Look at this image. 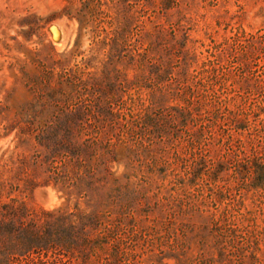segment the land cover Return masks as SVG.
I'll list each match as a JSON object with an SVG mask.
<instances>
[{"label": "rangeland", "instance_id": "1", "mask_svg": "<svg viewBox=\"0 0 264 264\" xmlns=\"http://www.w3.org/2000/svg\"><path fill=\"white\" fill-rule=\"evenodd\" d=\"M159 3L0 0V203L89 213L96 197L68 195L61 178L73 176L75 161L99 168L102 156L119 154L108 170L128 176L122 181L135 192L126 217L159 226L175 213L174 226H194L182 264L197 255L202 264V242L211 247L218 226L257 241L264 264V0ZM54 23L63 42L47 30ZM156 36L171 48L158 81L148 58ZM152 94H165L154 111L191 115L161 143L143 139L152 155L127 167L126 148L143 146L134 135L100 132L94 106L100 114L138 112ZM73 146L83 149L78 159ZM5 240L0 264L13 256ZM165 252L164 264L178 263Z\"/></svg>", "mask_w": 264, "mask_h": 264}, {"label": "trees", "instance_id": "2", "mask_svg": "<svg viewBox=\"0 0 264 264\" xmlns=\"http://www.w3.org/2000/svg\"><path fill=\"white\" fill-rule=\"evenodd\" d=\"M167 1L159 0V5L165 9ZM155 41L157 44L151 43L149 49L151 55L145 53L142 60L149 56L151 68L158 71L152 78L158 81L162 77L159 70L169 65L171 48L164 45L162 49L159 36H156ZM164 96L161 94L159 98ZM157 97L152 94L149 106L126 114H100V104L97 103L92 115L104 134L117 130L119 134L134 135L140 147L143 146V139L161 143L164 136L169 137L171 131L177 130L179 118L181 125L187 123L191 112L174 108H171L174 112L154 111L152 105L160 100ZM190 138L192 142L197 141V131L190 132ZM142 148H126L124 158L128 161L127 167L132 158L144 160L152 155L149 147ZM69 151L77 159L83 154V149L75 146L70 147ZM117 155L102 156L99 168L81 170L82 165L79 167L75 161L73 168L77 167L72 171L73 176L65 174L61 178L64 187L69 188L68 195L85 194L90 199L95 196L103 211L98 207L85 213L76 207L72 212L61 208L34 212L16 200L0 203V237L6 239L3 243L5 250L13 254L5 258L3 263L164 264L165 248L174 253L177 264L188 261L185 253L198 235L196 232L189 236L194 232V226L182 222L174 226L175 213L172 220L159 226L156 219L149 226H143L134 217H126L125 210H130L135 192L129 188L127 181H122L128 176L116 177L108 170V162L117 160ZM150 160L155 163L153 156ZM111 213L114 214L113 218ZM217 231L218 237L211 247L206 240L202 242V264H263L257 257L261 249L257 241L243 236L238 240L230 228L218 226ZM209 249L214 250V255L209 253ZM198 261L197 255L191 259V264H199Z\"/></svg>", "mask_w": 264, "mask_h": 264}, {"label": "bare ground", "instance_id": "3", "mask_svg": "<svg viewBox=\"0 0 264 264\" xmlns=\"http://www.w3.org/2000/svg\"><path fill=\"white\" fill-rule=\"evenodd\" d=\"M50 25H53V27L49 31L48 27ZM50 25L47 27V30L50 33V36H51L52 40L54 42H57V43H60L61 41L63 42V36H64L65 33H63V30H62L61 26L59 24H56V23L50 24ZM56 34H58V35H56Z\"/></svg>", "mask_w": 264, "mask_h": 264}, {"label": "water", "instance_id": "4", "mask_svg": "<svg viewBox=\"0 0 264 264\" xmlns=\"http://www.w3.org/2000/svg\"><path fill=\"white\" fill-rule=\"evenodd\" d=\"M52 27H53V25H50V26L48 27V30L50 31ZM55 33H56V32H55ZM56 35H58V34H56Z\"/></svg>", "mask_w": 264, "mask_h": 264}]
</instances>
